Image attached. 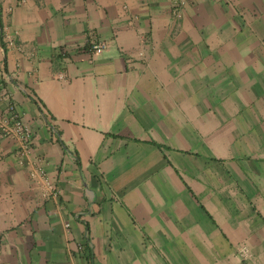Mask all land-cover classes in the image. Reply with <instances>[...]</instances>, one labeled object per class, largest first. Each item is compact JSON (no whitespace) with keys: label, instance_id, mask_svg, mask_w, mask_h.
<instances>
[{"label":"crops","instance_id":"crops-1","mask_svg":"<svg viewBox=\"0 0 264 264\" xmlns=\"http://www.w3.org/2000/svg\"><path fill=\"white\" fill-rule=\"evenodd\" d=\"M172 3L0 0V264H264V0Z\"/></svg>","mask_w":264,"mask_h":264},{"label":"built area","instance_id":"built-area-1","mask_svg":"<svg viewBox=\"0 0 264 264\" xmlns=\"http://www.w3.org/2000/svg\"><path fill=\"white\" fill-rule=\"evenodd\" d=\"M187 0H173V15L181 17V11ZM7 48L13 47V40L6 36ZM105 41H93L89 44L88 51L93 55H101L107 49ZM11 93L0 84V102H5L6 106L0 111V140L11 141L19 148L23 156H26L32 149L34 133L30 126L26 124L18 113L17 106L11 101ZM31 178L35 186L40 187L43 197L46 200L57 199L59 189L55 182L47 178L42 168H36L31 172Z\"/></svg>","mask_w":264,"mask_h":264}]
</instances>
